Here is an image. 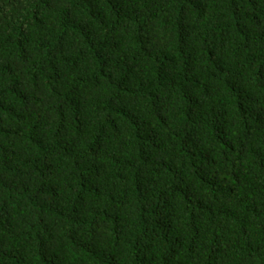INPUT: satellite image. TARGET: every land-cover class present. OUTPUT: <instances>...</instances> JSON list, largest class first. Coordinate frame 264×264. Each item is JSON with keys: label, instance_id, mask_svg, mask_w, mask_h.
<instances>
[{"label": "trees", "instance_id": "1", "mask_svg": "<svg viewBox=\"0 0 264 264\" xmlns=\"http://www.w3.org/2000/svg\"><path fill=\"white\" fill-rule=\"evenodd\" d=\"M0 264H264V0H0Z\"/></svg>", "mask_w": 264, "mask_h": 264}]
</instances>
